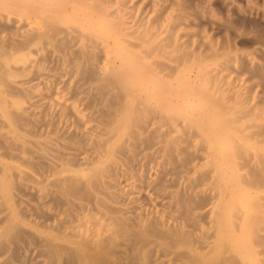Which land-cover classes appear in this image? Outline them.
<instances>
[{
  "label": "bare ground",
  "instance_id": "obj_1",
  "mask_svg": "<svg viewBox=\"0 0 264 264\" xmlns=\"http://www.w3.org/2000/svg\"><path fill=\"white\" fill-rule=\"evenodd\" d=\"M0 264H264V0H0Z\"/></svg>",
  "mask_w": 264,
  "mask_h": 264
}]
</instances>
